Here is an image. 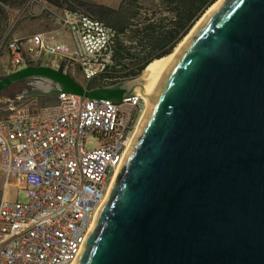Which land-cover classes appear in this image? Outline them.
<instances>
[{
  "label": "water",
  "instance_id": "water-1",
  "mask_svg": "<svg viewBox=\"0 0 264 264\" xmlns=\"http://www.w3.org/2000/svg\"><path fill=\"white\" fill-rule=\"evenodd\" d=\"M140 75L87 89L29 66L0 92L31 80L18 97L118 103ZM143 117L75 264H264V0L212 8Z\"/></svg>",
  "mask_w": 264,
  "mask_h": 264
},
{
  "label": "built area",
  "instance_id": "built-area-1",
  "mask_svg": "<svg viewBox=\"0 0 264 264\" xmlns=\"http://www.w3.org/2000/svg\"><path fill=\"white\" fill-rule=\"evenodd\" d=\"M0 8V56L5 49L9 60L4 71L44 66L80 77L87 89L138 76L130 73L134 65L114 66L117 30L79 16L81 7L47 0L10 7L0 0ZM32 19L50 28L14 38L16 27ZM55 99L40 107L37 98H22L19 113L0 117V264H75L147 105L139 94L123 99V108L78 95ZM91 137L96 145L85 150ZM12 181L25 191L24 202L6 198Z\"/></svg>",
  "mask_w": 264,
  "mask_h": 264
},
{
  "label": "trees",
  "instance_id": "trees-1",
  "mask_svg": "<svg viewBox=\"0 0 264 264\" xmlns=\"http://www.w3.org/2000/svg\"><path fill=\"white\" fill-rule=\"evenodd\" d=\"M69 8L81 7L92 17L114 27L119 34L114 51V66H135L139 75L153 60L170 54L187 35L196 21L216 0H120L116 8L83 0H47ZM127 43V44H126ZM124 60H127L123 63ZM31 80L12 95L18 97L30 87ZM26 85V87H25ZM44 103H55V97H40ZM7 115V114H6Z\"/></svg>",
  "mask_w": 264,
  "mask_h": 264
},
{
  "label": "bare ground",
  "instance_id": "bare-ground-1",
  "mask_svg": "<svg viewBox=\"0 0 264 264\" xmlns=\"http://www.w3.org/2000/svg\"><path fill=\"white\" fill-rule=\"evenodd\" d=\"M221 0H216L205 12L204 14L196 21V23L193 25V27L190 29V31L187 33V35L177 44V46L173 49V51L168 54L167 56H164L162 58H159L157 60H153L150 62L141 72V79L144 80L145 85H144V92L143 94H139V100H141V103H146V109H145V114L147 113V110L149 108V105L151 103L152 96L156 89L158 88L159 84L161 83L162 79L164 78L168 68L170 67L173 58L181 48V46L184 44V42L187 40V38L191 35V33L195 30V28L199 25V23L202 21V19L208 14V12L214 8ZM79 16H84V18H94L88 13L79 10ZM62 99L65 100H73L74 95L73 94H65L62 93ZM114 108H123V101H120L118 103H114ZM21 111V107L15 109H10V113H19ZM7 116V115H6ZM144 118V117H143ZM140 126V125H138ZM137 129H133L130 131V139L131 142L134 140L137 132ZM130 144H125V152L127 149L130 147ZM121 167V166H120ZM95 220V218H94ZM92 225V228L94 226ZM91 228V229H92ZM81 252H77V258Z\"/></svg>",
  "mask_w": 264,
  "mask_h": 264
},
{
  "label": "rangeland",
  "instance_id": "rangeland-1",
  "mask_svg": "<svg viewBox=\"0 0 264 264\" xmlns=\"http://www.w3.org/2000/svg\"><path fill=\"white\" fill-rule=\"evenodd\" d=\"M93 1H96L98 4H103V5L111 7V8L117 7L119 2H120V0H93ZM79 10L84 11L82 8H79ZM28 22H30V23H28ZM31 23H32L31 21H27V20L22 21L18 25L15 32L23 31L22 29L25 30V28L28 26V24H31ZM8 63H9L8 54H7L6 50L3 49V51L1 52V56H0V78L5 77L8 74L16 71V70L4 71L6 66H8ZM7 69H10V68L7 67ZM73 79H75L78 83L82 84V80L80 79V77H75ZM17 92H18V90H16L14 92L12 90V88H10L1 94V96H0V117H4V116H6V114H9L10 109L16 110L17 108L21 107V103H19V102H20V100H22V98L21 97L12 98V95L16 94ZM37 103L40 107L51 105L50 103H44L39 98H37ZM95 145H96V140L92 137L88 138L85 141V150H90V149L94 148ZM10 183L11 184L8 186V188L6 190V198L11 200V201L24 202L26 199L25 191L17 189V187L13 183V181ZM0 188H1V181H0Z\"/></svg>",
  "mask_w": 264,
  "mask_h": 264
},
{
  "label": "crops",
  "instance_id": "crops-1",
  "mask_svg": "<svg viewBox=\"0 0 264 264\" xmlns=\"http://www.w3.org/2000/svg\"><path fill=\"white\" fill-rule=\"evenodd\" d=\"M17 1L18 0H2V2L4 4H7L10 7H13L16 4ZM83 1H87V2L98 4L96 1H93V0H83ZM101 5H103V4H101ZM4 15H5V12L0 8V37H1L3 29H4V18H5ZM27 21H31L32 23L28 24V26L25 28V30L22 29L23 31H20V32H15V30L18 27L17 26L16 29L14 30V32H13V37L14 38L27 36V35H30V34L40 33V32L46 31V30H48L50 28V24L46 20L32 19V20H27ZM28 23H30V22H28Z\"/></svg>",
  "mask_w": 264,
  "mask_h": 264
},
{
  "label": "flooded vegetation",
  "instance_id": "flooded-vegetation-1",
  "mask_svg": "<svg viewBox=\"0 0 264 264\" xmlns=\"http://www.w3.org/2000/svg\"><path fill=\"white\" fill-rule=\"evenodd\" d=\"M20 87H22L21 85H16V86H14V87H12V90L15 92L16 90H18L19 91V89H20ZM25 87H26V85H25ZM30 87H28V89H29Z\"/></svg>",
  "mask_w": 264,
  "mask_h": 264
}]
</instances>
